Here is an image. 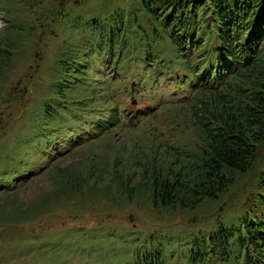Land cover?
Returning a JSON list of instances; mask_svg holds the SVG:
<instances>
[{
  "label": "rangeland",
  "instance_id": "obj_1",
  "mask_svg": "<svg viewBox=\"0 0 264 264\" xmlns=\"http://www.w3.org/2000/svg\"><path fill=\"white\" fill-rule=\"evenodd\" d=\"M137 2L0 0V264H194L190 254L211 247L259 199L264 141L217 198L152 203L151 171L171 176L192 161L203 144L198 104L218 98L195 86L215 63L210 35L197 42L198 63L186 65ZM209 11L197 4L196 24L210 21ZM118 14L135 21L108 54L92 27ZM68 53L81 73L66 77L59 61ZM216 66L206 88L219 92ZM253 210L260 229L264 206ZM209 250L195 264H246L232 240L227 253Z\"/></svg>",
  "mask_w": 264,
  "mask_h": 264
},
{
  "label": "trees",
  "instance_id": "obj_2",
  "mask_svg": "<svg viewBox=\"0 0 264 264\" xmlns=\"http://www.w3.org/2000/svg\"><path fill=\"white\" fill-rule=\"evenodd\" d=\"M137 3L138 11L145 14L151 29H155L154 35L160 33L158 37H170L178 47L177 54L186 65L198 63L195 57L201 48L196 46L197 42L201 36L210 35L213 41L210 60L215 63H210L204 73L194 76L195 86L207 89L205 93L210 99L212 96L218 98L212 106H208L210 103L207 100L198 104L199 114H195L204 129L203 144L200 152L192 156V161L182 164L181 170L171 176L164 177L158 167L151 171L148 183L152 203L172 207L178 201L190 197L197 200L215 199L228 190L237 175L248 172L257 146L264 141V47L261 50L258 48L264 41V0H138ZM197 4L209 8V14L212 15L210 21L203 22V27L196 24L194 19ZM243 7L248 19L240 21L238 13ZM168 8H175V15L165 13ZM118 16L119 19L108 20L103 25L105 28L92 27L93 32L104 37L102 49L108 54L113 53L111 45L120 46L129 30L128 25L135 21L134 16ZM195 31H199L196 37ZM207 45L211 49L209 40ZM72 56L68 53L65 60L59 61L62 70H67L66 77L72 71L81 73ZM215 66L212 82L224 83L219 92L206 88L207 85L211 86L210 79ZM59 89L61 95L62 87ZM106 129L101 122L98 132L102 133ZM261 185L256 188L260 200L243 213L244 218L236 226H225V232L218 239H212L211 247L191 253V263L204 262L205 256L210 253L209 249L215 247L217 251L227 253L225 243L232 240L239 255L243 253L246 264H264V259H260L261 248H264V221L258 220L261 227L257 229L251 219L256 218L253 208L258 203L264 206V200H261L264 199V186ZM248 251H251L252 258ZM153 257L157 258L153 255L147 260L151 263ZM239 257L237 263L241 260Z\"/></svg>",
  "mask_w": 264,
  "mask_h": 264
}]
</instances>
